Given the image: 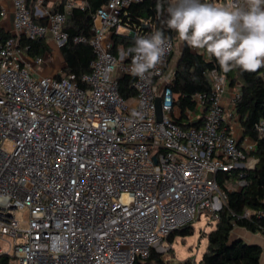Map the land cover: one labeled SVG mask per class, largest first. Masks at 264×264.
Segmentation results:
<instances>
[{"label":"built area","instance_id":"1","mask_svg":"<svg viewBox=\"0 0 264 264\" xmlns=\"http://www.w3.org/2000/svg\"><path fill=\"white\" fill-rule=\"evenodd\" d=\"M142 1L107 0L94 15L93 36L75 39L95 56L81 86L63 70L42 77L45 57L26 59L21 38L51 37L61 49L68 13L86 0L33 13L27 0H12L13 33L0 35V260L134 264L152 250L167 253L169 236L202 217L217 223L227 202L220 173L239 171L230 183L246 185L243 171L257 163L258 142H241L225 127V76L211 72L212 94H196L187 113L201 124L184 127L169 74L174 40L144 78L131 74L134 54H114V35H135L122 24L124 9ZM231 2L246 7V0ZM123 75L135 78L128 99L119 91ZM256 129L264 135V121Z\"/></svg>","mask_w":264,"mask_h":264},{"label":"trees","instance_id":"2","mask_svg":"<svg viewBox=\"0 0 264 264\" xmlns=\"http://www.w3.org/2000/svg\"><path fill=\"white\" fill-rule=\"evenodd\" d=\"M36 2L37 0H27L28 8L32 13ZM201 2L212 3L209 0H201ZM86 3L85 7H75L68 13L65 30L69 34V39L61 48L65 62L63 72L74 75L81 86H83L82 77L92 71L91 64L95 56L89 43H77L75 39L85 37L89 40L93 36L94 15L106 5L107 0H86ZM169 6H172L171 0H144L125 8L122 13V24L135 35H114V54L118 55L121 51L134 47L137 37H147L156 31H162L167 39L175 40L176 32L168 29L166 25ZM52 11H65V3L62 2ZM38 23H45V21L41 19ZM0 35H4L1 29ZM21 46L26 48L27 53L33 58L43 57L50 52V46L45 38L30 40L22 37ZM214 70L225 76L230 86L240 83L236 113L240 118L244 136H249L258 142L257 151L254 153L257 163L252 169L243 171L246 185L240 190L228 187L231 180L238 177L239 171L218 175L217 180L220 186L226 190L227 202L220 212V218L215 227L204 235V238L208 240L206 251L199 263L188 258L179 264H260L262 247L245 243L242 239H234L232 233L235 228H243L251 233L264 235V216L256 213L264 212V135L260 136L256 129V126L264 121V68L254 73L233 68L232 71L224 73L214 57L191 49L183 42L172 84L173 93L177 95L176 104L183 114L187 111H195L194 96L196 94H212L210 74ZM57 76L60 77V75ZM134 80L135 78L131 75H123L119 80V91L125 99L136 94L133 88ZM178 123L184 127L197 126L201 124V120L187 124L178 120ZM246 212H250L251 216L244 217ZM194 232V225L186 226L173 232L168 242L173 244L176 237L187 238L194 235ZM0 264L11 263L8 257H3ZM134 264L176 263L172 259H167L163 253L152 250L148 259L137 260Z\"/></svg>","mask_w":264,"mask_h":264},{"label":"clouds","instance_id":"3","mask_svg":"<svg viewBox=\"0 0 264 264\" xmlns=\"http://www.w3.org/2000/svg\"><path fill=\"white\" fill-rule=\"evenodd\" d=\"M168 29L191 49L214 57L224 73L233 68L257 72L264 68V0H246V7L227 4L176 0L167 9ZM168 49L162 31L137 37L135 46L122 55L134 54L133 76L144 78L161 63Z\"/></svg>","mask_w":264,"mask_h":264},{"label":"crops","instance_id":"4","mask_svg":"<svg viewBox=\"0 0 264 264\" xmlns=\"http://www.w3.org/2000/svg\"><path fill=\"white\" fill-rule=\"evenodd\" d=\"M38 1L39 0H37V2L35 4V8L38 7V8L45 10V11L46 10L52 11L57 6H59L62 2L65 3V5H66V3L69 0H42L43 1L42 4H39ZM76 1L78 3H81L85 0H76ZM220 1L221 2H218L217 0H212V3L223 4L222 0H220ZM227 1H228V3L230 2L229 0H227ZM171 2L173 5L174 3H176V0H174V2H173V0H171ZM35 8H34V11H35ZM2 10L6 11V15L5 16L0 15V29L3 31L4 35L8 36V35H11L13 33V3H12V0H0V12ZM45 40L50 46V52L44 56L46 59V63L49 61L52 65V68H53L50 76L51 75L57 76L59 74L60 70H64V67H65L64 58L62 56L61 49H59L56 46V44L54 43V41L52 40L51 37H47V38H45ZM173 57H174V55H173ZM173 57L171 58L170 64L173 61ZM30 58H33V57H31L28 54L26 56V59L30 60ZM46 63L43 67H46ZM170 64H169V67H170ZM175 68L173 69V73L171 75H174ZM39 71H40V69H39ZM169 72H170V69H169ZM239 93H240V83L239 82L236 83L235 86H230L228 84L225 92L222 95V105H223L224 109L226 110V113L231 114V117H228V119H226V121L224 123L225 127L228 128V130H231L234 133H236V135L239 137L240 141L242 142L244 138L250 139V137L244 136L243 129L240 125V118L236 113V98L239 96ZM179 112H180L181 118H179L178 120H181L186 124L187 123H193V122H189V120L187 119L188 111L183 114V111L178 106V108L176 110V114L178 115ZM196 114L200 115L199 112H196ZM233 189H236V188L234 187ZM209 231H205V232L208 233ZM232 237L234 239H242L243 241H245L248 244H257V245L261 246L263 252H262L260 264H264V235H262L260 233L254 234V233H251V232H249L243 228H235V230L232 233Z\"/></svg>","mask_w":264,"mask_h":264},{"label":"rangeland","instance_id":"5","mask_svg":"<svg viewBox=\"0 0 264 264\" xmlns=\"http://www.w3.org/2000/svg\"><path fill=\"white\" fill-rule=\"evenodd\" d=\"M217 1L219 2V0ZM174 44H175V53H174L173 61L171 62L169 67L170 75L173 73V69L176 67L177 58L183 48V42L179 40L178 35L174 40ZM52 70H53L52 65L48 61L46 63V67L40 68L42 77L50 76ZM228 186L230 189H233L236 186V184L229 183ZM18 215L21 214L19 213ZM214 227L215 225H207L204 217L200 218L194 224V230H195L194 235L189 236L187 238H182L180 236L176 237L168 252L164 253L165 257L167 259H172L176 264H179L180 262L188 258H191L195 260L196 263H198L201 260L202 255L206 251L208 245L207 238H204V235L206 233L205 231L212 230ZM169 244L171 243L169 242Z\"/></svg>","mask_w":264,"mask_h":264},{"label":"water","instance_id":"6","mask_svg":"<svg viewBox=\"0 0 264 264\" xmlns=\"http://www.w3.org/2000/svg\"><path fill=\"white\" fill-rule=\"evenodd\" d=\"M222 2H223V4H227L228 3L227 0H222ZM156 113H157L158 121H161L162 120V116H163V111H162V100H161L160 97H158L157 100H156Z\"/></svg>","mask_w":264,"mask_h":264}]
</instances>
